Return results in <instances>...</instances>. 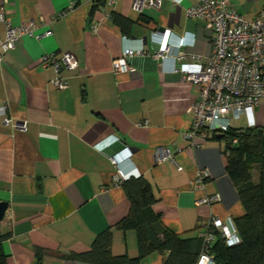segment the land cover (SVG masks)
<instances>
[{
	"label": "crops",
	"instance_id": "crops-1",
	"mask_svg": "<svg viewBox=\"0 0 264 264\" xmlns=\"http://www.w3.org/2000/svg\"><path fill=\"white\" fill-rule=\"evenodd\" d=\"M230 1L246 20L264 11V0ZM192 2L162 0L159 8L139 12L132 0H105L90 14L93 0H10L6 15L13 26L33 25L37 34L51 35L22 34L0 65V107H6L0 113V201L8 203L9 219L0 223V235L7 236L0 244L5 264H87L67 256L88 251L107 228L113 255L137 256L135 230L117 227L130 208L122 182L115 183L117 168L123 181L148 180L160 226L181 237H199L210 216L234 221L244 214L226 170L225 143L210 137L194 148L183 138L198 88L174 70L176 44L184 38L191 43L183 48L188 52L211 51L204 22L186 15ZM114 14L128 20L123 29L113 22ZM154 30L170 31L164 58L153 54ZM126 45L149 54L129 59L135 71L116 73L112 61ZM55 50L70 52L78 63L63 71L65 89L51 84L53 66L39 62ZM255 115L264 125V105ZM144 121L147 125L137 126ZM158 147L169 148L174 162L155 163ZM199 169L209 174L203 192L191 186ZM252 178L258 179L256 168ZM204 193L219 200L195 204ZM166 255L152 252L140 264H163Z\"/></svg>",
	"mask_w": 264,
	"mask_h": 264
},
{
	"label": "built area",
	"instance_id": "built-area-1",
	"mask_svg": "<svg viewBox=\"0 0 264 264\" xmlns=\"http://www.w3.org/2000/svg\"><path fill=\"white\" fill-rule=\"evenodd\" d=\"M180 1L182 0H176ZM161 3L162 0H132V8L141 12L145 8H159ZM9 4L10 0H0V23L4 26V36L0 38V65L5 54L14 48L22 34L27 33L39 39L51 35L49 30L37 34L33 25L13 26L6 15V6ZM72 6L73 3L69 8ZM64 14L66 11L59 13L57 18ZM186 15L204 22L211 45L210 53L201 56L183 49L191 45L184 38L179 39L176 44L178 50L174 70L181 74L183 80L198 88L194 102L187 108V112L192 113L193 117L183 138L191 147L198 148L213 135L227 132L232 127V121H239L241 117L244 118V128L257 125L256 108L264 105V11L253 19L246 20L233 8L230 0H193L186 9ZM92 30H95V24ZM149 37L154 56L166 57L171 44L170 31L160 33L154 30ZM148 54L145 48L133 49L126 45L122 54L112 61L113 71L133 72L135 69L130 65L129 59ZM39 62L44 67L53 66L55 76L51 79V84L58 89L68 87V79L63 71L78 67L75 56L68 51L46 52ZM5 108L0 107L1 114L5 113ZM147 123L139 122L137 126ZM16 126L25 129L24 123ZM236 142V138L232 139V143ZM225 154L228 155V151ZM112 158L115 163L119 161L116 155ZM166 160L174 162L172 151L167 147L156 148L155 163ZM177 168L181 169L180 166ZM207 177L209 174L206 169L197 170L191 181L192 188L203 192ZM123 179V171L117 168L115 183L119 184ZM217 200V194L204 193L195 204L210 205ZM4 221H9L7 215H4L2 223ZM217 236L227 245L240 242L234 221L210 216L199 233L201 248L195 264H217L212 251Z\"/></svg>",
	"mask_w": 264,
	"mask_h": 264
},
{
	"label": "trees",
	"instance_id": "trees-1",
	"mask_svg": "<svg viewBox=\"0 0 264 264\" xmlns=\"http://www.w3.org/2000/svg\"><path fill=\"white\" fill-rule=\"evenodd\" d=\"M105 5V0H93L92 14ZM113 22L122 29L128 20L120 14L113 15ZM228 151L226 170L233 181L244 207V214L234 220L240 242L227 245L216 237L212 251L217 264H264V125L254 127H231L218 137ZM236 138L237 142L232 143ZM258 172L253 181L252 171ZM121 186L129 199L128 214L117 224L122 230H135L137 234V256L113 255L110 228L97 234L88 251L68 254L67 258L87 264H140V259L152 252L167 253L163 264H195L201 248L200 237L184 238L161 227L160 215L153 213L151 206L157 201L148 180L130 177ZM0 235V244L6 238ZM41 251L37 252L40 255ZM0 264L5 257L0 249Z\"/></svg>",
	"mask_w": 264,
	"mask_h": 264
},
{
	"label": "water",
	"instance_id": "water-1",
	"mask_svg": "<svg viewBox=\"0 0 264 264\" xmlns=\"http://www.w3.org/2000/svg\"><path fill=\"white\" fill-rule=\"evenodd\" d=\"M146 40V38H144ZM222 134H218L217 136L218 137H221ZM7 205L8 203L5 202V201H0V223L3 221L4 219V215H5V212L7 210Z\"/></svg>",
	"mask_w": 264,
	"mask_h": 264
},
{
	"label": "rangeland",
	"instance_id": "rangeland-1",
	"mask_svg": "<svg viewBox=\"0 0 264 264\" xmlns=\"http://www.w3.org/2000/svg\"><path fill=\"white\" fill-rule=\"evenodd\" d=\"M243 122H244L243 117H241V120L239 121H232V127H239V126L242 127Z\"/></svg>",
	"mask_w": 264,
	"mask_h": 264
},
{
	"label": "clouds",
	"instance_id": "clouds-1",
	"mask_svg": "<svg viewBox=\"0 0 264 264\" xmlns=\"http://www.w3.org/2000/svg\"><path fill=\"white\" fill-rule=\"evenodd\" d=\"M113 139H115V138H113Z\"/></svg>",
	"mask_w": 264,
	"mask_h": 264
}]
</instances>
